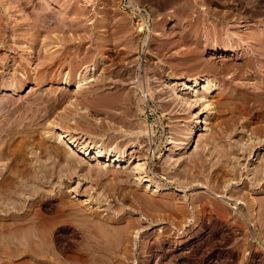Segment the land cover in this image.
Returning a JSON list of instances; mask_svg holds the SVG:
<instances>
[{
    "label": "rangeland",
    "instance_id": "1",
    "mask_svg": "<svg viewBox=\"0 0 264 264\" xmlns=\"http://www.w3.org/2000/svg\"><path fill=\"white\" fill-rule=\"evenodd\" d=\"M133 1L146 6L152 17V33H150L148 49L144 50V55L139 56V59L136 56L138 38L128 16L118 7V0H91L89 2L87 0H35L37 4L35 3L29 10L34 14L41 13L44 17L36 21V25L34 24L33 29L30 30L32 32L29 31L31 28H27L29 33H34L35 37H33L35 43L31 55L27 54L23 48L25 44L22 43L25 42H19L20 44L17 46L14 44V40L20 41L18 37L25 32L24 30V32L21 31L20 36L18 33V36L16 35L18 31H13L17 37L15 38L10 28L5 32L2 30L4 29L3 23L0 25V37L3 38H0V64L4 66L0 71V102L3 103L0 108V131H2L0 139H3L0 140V150L4 153L3 160L0 157L2 160H0V183H3L4 179L13 177L12 174L16 173L15 170H24L20 167H25L21 163L23 156L27 160L26 164L29 165L25 168H28V172L31 171V174L34 173L40 179V181L38 179L35 181V178H31L32 175L29 177L30 174L27 177L25 175L24 179L16 173L15 176L18 175L16 180L18 181L19 178L21 180L18 181V184L23 182L25 188L20 187V184H16L17 181L14 180L13 187L16 185V189L12 188V192L14 191V194L17 193V195L13 194V196L9 193L0 195V198L2 196L4 200L5 197L12 196L15 200V203H10L7 200H12V198H6L8 213L0 217V264H58L59 262H63V264H264V205L263 213L261 211L257 213L258 210H256L257 214L255 213L256 215L253 216L242 205H237L238 211L230 209V207H235L234 203L237 201L234 196L239 199L243 198L239 193L246 192L244 184L246 180L239 181L237 187L231 186L233 191L229 187L231 193L229 190H227L229 193L224 192L221 203L219 199L207 197L210 199L208 200L205 198L206 189L204 188L213 189L214 192L218 191L217 196H220L223 189L219 187L222 189L219 191L218 188H211L212 184L209 185L206 179L204 181L202 178V180L196 179L201 183L196 186L193 176L195 173L198 174L197 170L193 171L192 168L190 170V166L195 165L193 161L197 156L195 154L200 151L202 146L208 149H205L207 152L204 150L205 154L203 153L207 158L204 157L206 166L211 165L216 168L219 166H216L218 161L216 154L225 148L220 149V147L227 146L230 137L232 139L230 142L235 145L238 143V146H240L239 143H242L247 148L262 134L264 117H257L260 108L257 106L256 110H252L253 100L251 99L253 98L252 93L256 91L255 94L259 97L256 95L257 99L256 97L255 99L258 100V103H262L264 91L256 90L253 71H251L253 75L246 74L244 69L247 63L246 59L251 56L253 51L264 49L263 46L260 47V43H263L264 40H261L264 38L262 37L264 35V0H258V2L255 0ZM226 5H229L233 10H229L228 13L225 9ZM156 33L160 35L156 36ZM253 35L261 36L259 43L253 41L255 38ZM235 38L237 44L233 40ZM2 40L5 41V45L2 44ZM212 44L217 45L218 48L239 45L235 46L236 49L232 46L233 53L223 54L210 51L209 47ZM45 49L52 51V54ZM44 56H49L51 60ZM22 59L30 60L33 72L29 71V76L27 75L29 79L20 84L14 68L18 64L24 68L25 61ZM45 59L48 61L45 62ZM50 61H53L54 66H51ZM248 64L254 65L251 66L252 68L263 65L262 61L248 62ZM257 64L259 65L257 66ZM86 66L87 69L95 68V72H91L88 76V79L91 77L93 81H85L87 84L83 85L78 95L73 92L74 87L69 90L62 89L60 76L62 79L63 74L68 72L73 76V80ZM242 68L244 71L241 70ZM168 75L180 78L185 84L188 83V80L200 76L207 77L209 82L212 80L213 84H216L215 96L213 99L211 98L212 100L207 98L210 101L212 114L206 113L208 117L206 126L202 123L206 116L205 113L199 114L198 123H195L194 117L202 107L197 104V107L189 110L181 100L176 99L177 94H182L187 85L185 87L178 86L180 82H175V84H171L172 87L165 88ZM51 80L56 84L50 86ZM14 85L20 88H18V92L16 91V95L12 96L10 91ZM202 86L204 88V84H201ZM261 92L263 93L261 94ZM243 97H249L250 100L249 98L243 99ZM241 100L246 103L250 101V103L244 104ZM232 120L234 122L238 120L234 130L237 129V133L241 134L230 133V128L234 123ZM245 126H248L250 131ZM187 127L190 129V136L187 142L189 144L185 146L180 141L183 140ZM60 132L70 135L75 140L85 141V144L118 152L123 155V162L120 163L119 168L116 166L106 168L104 165L95 163L77 164L69 152L62 150V147H58V145L56 146L49 138ZM263 136L261 135L259 138L262 139ZM247 149L245 152L241 149L238 153L239 157H242V159L240 157L241 163L244 162V164L248 162ZM33 154L38 158H35ZM193 155L195 157L191 159ZM190 159L191 161H189ZM263 159L264 143H261L254 159L249 164L254 162L255 165L251 164V166L254 167L256 164L259 166ZM176 160L178 161L174 165L177 166L175 165L172 172L180 171L179 173L184 174L187 169L186 175L182 174V177H187L182 178L179 174L178 179L174 178L175 180L168 181L169 172L164 170H166L167 164ZM208 160L209 162H207ZM73 162L75 163L74 167L69 166L73 165ZM75 165L77 166L75 167ZM180 165L181 167H179ZM30 167L35 169L37 167V169L30 170ZM206 168L205 174L213 169L211 167V170H206ZM89 170L91 171L89 172ZM141 173L143 174L141 175ZM162 173L165 175L163 176ZM188 175L191 176L188 177ZM137 176H148L149 183L152 185L155 183L154 186L159 185L165 190L156 192V194L153 189L146 190V187H149L148 183L136 181ZM17 187L20 190H17ZM27 189H30L29 192ZM19 192H24L25 195L23 196L22 193L23 197H21ZM32 193L35 194V197H32L34 196ZM237 194L242 197H238ZM19 196L21 200L17 198ZM29 196H31L30 199ZM250 196L249 198L252 199L255 197L258 200L259 198V201L264 199V194L256 195L251 192ZM197 199L201 200L198 202ZM211 199H213L212 202H209ZM19 201H24V205ZM163 202L167 207L171 204L169 209H166ZM172 202L179 204L177 206H180V209H176L177 206ZM212 203L213 205H211ZM8 204L18 206L11 208L12 205ZM223 207L228 209L225 210ZM180 210L184 211V214ZM12 214L15 216L17 214V218ZM21 215H23L22 218ZM23 217L26 219L23 221L25 225L20 220L24 219ZM18 219L19 221H17ZM20 222L22 229L27 226L26 223L30 224L27 227L30 232L33 231V234L36 231L33 230L35 227L33 229L30 227L38 225L37 227L41 229L43 226L41 230L47 238V240L45 239L47 242L42 243L45 246L37 240L39 235H43L41 230L36 231L39 234L32 235L39 243L36 240L32 241V236H30L32 239L29 237V241L27 240L29 243L26 242L27 238L25 239V237H23L25 240L21 238V242L17 243L19 246L16 241L13 243L14 236L18 233L16 232L17 228L19 231L20 225L18 226V224ZM85 222L98 224L96 225L97 231L102 228L99 225L106 228L107 231L108 228L123 230L125 225L126 227L138 225L133 230L131 229L133 232H128V239L124 235L130 243L123 240L125 237H120L123 236L122 233L115 230V233L108 231L106 234L103 229L102 231L108 236V239L112 240H109L112 243H109L111 246L108 245L110 249L105 248V245L104 248L102 246L101 248V243L100 245L96 244L97 247L93 244V247L90 246L91 253L88 243L83 246L82 243L85 244V242L82 240L81 233L85 232L82 227L85 229L91 227L90 229H92V225L95 226V224H85ZM129 223H134V225ZM56 225L58 226L56 227ZM27 227H25L26 230ZM48 227H50L53 237L48 234L50 231ZM75 230H79L80 234ZM30 232H27L28 234L20 232V234L28 236ZM73 232L77 236L72 235ZM94 232L97 236L101 235L99 231V235L96 231ZM86 233L82 235H87ZM104 233L102 236H105ZM111 233L113 237L110 236ZM9 234L10 237L14 234L13 240H10L9 237L8 241ZM2 236L3 238H1ZM54 236L58 237V239L56 238L58 245L54 252L62 249V253L59 251L55 253V256L59 257L58 263L53 261L56 259L54 255V258L51 257L53 254L51 246L49 244L47 246V243L55 238ZM75 238L77 243L81 239V241L79 240L80 246H77V243L74 246ZM3 239H5L4 242ZM59 239L60 242H58ZM65 241L66 243H64ZM67 241H71L73 247ZM67 243L68 246L70 245L69 247H66ZM75 249H80V251L77 250L79 253ZM103 249L109 254L98 253V250L104 251ZM84 250H88V254ZM81 251L87 254V257L84 253L81 254ZM75 253L84 258L80 257L79 259ZM93 253H96L95 256L93 255L94 257H92Z\"/></svg>",
    "mask_w": 264,
    "mask_h": 264
},
{
    "label": "bare ground",
    "instance_id": "2",
    "mask_svg": "<svg viewBox=\"0 0 264 264\" xmlns=\"http://www.w3.org/2000/svg\"><path fill=\"white\" fill-rule=\"evenodd\" d=\"M42 1V0H41ZM89 1H91V0H87V2H89ZM255 2H258V0H255ZM36 2H35V0H0V25H2V23H3V25L4 26H2L4 29H2V30H5V32L10 28V30L12 31V35H14V32L13 31H18V32H16V35H17V33H18V35L21 33V31L22 32H24L20 37H18L19 39H20V41H17V40H14L15 41V43H14V41H13V43L17 46L18 44H20L19 42H25V43H22V44H25L24 45V49L27 51V54H29V55H31L32 54V47H33V45H34V40H33V35H34V33L33 34H31V33H29V31L30 30H32L33 29V25L35 24V23H37L36 21L38 20V19H42L43 17H44V15H42L41 13L40 14H38V13H31V11L29 10L30 8H32L33 7V5L35 4ZM37 4V3H36ZM44 4V3H43ZM41 5V4H40ZM27 6H28V10H27ZM38 6V5H37ZM49 6V5H48ZM258 7V6H257ZM42 8V7H41ZM225 9L227 10V12L229 11V10H231L232 8L231 7H229V5H226V7H225ZM233 10V9H232ZM256 10H257V8H256ZM30 11V12H29ZM244 12V11H243ZM229 13V12H228ZM230 13H231V11H230ZM249 13V12H248ZM233 14V13H232ZM243 14V13H242ZM33 17V18H32ZM42 17V18H41ZM47 17V16H46ZM49 17V16H48ZM229 17V16H228ZM67 18V17H66ZM47 19V18H46ZM41 22H44V21H41ZM36 25V24H35ZM25 27H26V29H25ZM29 28H31V29H29V31H28V29ZM131 28V27H130ZM136 29V28H135ZM134 29V31H135V34H136V37L137 36H139L140 34H139V31H137V30H139V29H136L135 30ZM24 30V31H23ZM47 30V29H46ZM44 31V30H43ZM4 32V31H3ZM3 32H1V33H3ZM30 32H32V31H30ZM152 33V32H151ZM45 34V33H44ZM17 35V36H18ZM46 35V34H45ZM150 35V34H149ZM160 34H158V33H156V36H159ZM261 35V34H260ZM263 35V34H262ZM261 35V36H262ZM15 36V35H14ZM152 36V35H151ZM261 36H259L260 38H261ZM13 37V36H12ZM147 37V36H146ZM146 37H144L142 40H140V37L137 39V48H136V54H138V50H141V55L143 54L144 55V53H143V50H144V47H146L147 49H148V41H149V38H147L146 39ZM238 37V36H237ZM251 37H252V35H251ZM250 37V38H251ZM253 37H255L254 35H253ZM259 37H255V38H253V41H258V43L260 42V38ZM262 37H264V35L262 36ZM1 38V37H0ZM15 38H17L16 36H15ZM35 38V37H34ZM57 38V37H56ZM241 38V37H240ZM1 39H3V38H1ZM18 39V40H19ZM23 39V40H22ZM115 39V38H114ZM262 39H264V38H261V40ZM233 40H235L234 42H236V44H237V40H236V38L235 39H233ZM241 40V39H240ZM252 40V39H251ZM76 41V40H75ZM38 42V41H37ZM46 42V41H45ZM233 42V43H234ZM240 42V41H239ZM5 43V41L4 40H2V44H4ZM8 44V43H7ZM230 44V43H229ZM261 44V45H260ZM259 45H260V47L262 48V46L264 47V40H263V43H260ZM5 45V44H4ZM43 45H44V41H43ZM235 45V44H234ZM239 45V44H238ZM237 45V46H238ZM233 46V45H232ZM223 46V47H219L218 48V46L217 45H214V44H212V46L211 47H209L210 48V51H214V52H220V53H223V54H228V53H233L234 52V48L233 47H235V46ZM236 46V47H237ZM236 47H235V49H236ZM47 49V48H46ZM45 49V50H46ZM50 50V49H49ZM44 51V50H43ZM47 51V50H46ZM45 51V52H46ZM44 52V53H45ZM47 52H49V53H51L52 54V51L50 52V51H47ZM46 52V53H47ZM48 53V54H49ZM242 53V52H241ZM51 54H49L50 56H51ZM219 54V53H218ZM246 54V53H245ZM6 55V54H5ZM46 55V54H45ZM47 56V55H46ZM46 56H44V58L46 57ZM137 56V55H136ZM242 56H243V54H242ZM21 58V57H20ZM23 58V57H22ZM48 60L50 59L51 60V58H52V56H51V58H49V56L48 57H46ZM53 59V58H52ZM137 59H139V57H137ZM260 59V60H259ZM19 60V59H18ZM23 60V59H22ZM48 60H46L45 59V62L46 61H48ZM23 61H25L24 63H23V65H24V68L23 67H20V66H22V65H20V64H18L15 68H14V72L16 73V76L17 77H19V83L21 84V83H23L24 82V80H27V79H29L28 77H27V75L29 76V74H28V72L29 71H32V67H31V65H30V60L29 61H27V59H25V60H23ZM246 61H247V63L245 64V69L244 68H242L241 70H245L246 71V74L247 73H249V74H251V71H253V74H254V79L256 80V84H255V86H256V90L258 89V90H261V91H264V88H263V85H264V49H261V50H257V51H253V53L251 54V56L249 57V58H247L246 59ZM253 61H259V62H261L262 61V66H260L259 64H257V66L258 67H255V68H252L251 66H254V65H249L248 64V62L249 63H251V62H253ZM15 62V61H14ZM17 62V61H16ZM50 63H51V66L53 65V61L51 62L50 61ZM50 63L48 64L49 66H50ZM45 64V63H44ZM56 64V63H55ZM60 64V63H59ZM137 64V63H136ZM11 66V65H10ZM15 66V65H14ZM54 66V65H53ZM57 66H58V64H57ZM61 66V65H60ZM3 64H0V71H1V69H3ZM59 67V66H58ZM90 67V66H89ZM126 67V66H125ZM21 68H23V70H21ZM209 68V67H208ZM58 69V68H57ZM60 69H61V67H60ZM60 69H58V70H60ZM81 69V68H80ZM218 69V68H217ZM51 70V69H50ZM243 70V71H244ZM12 71H13V69H12ZM61 71V70H60ZM67 71H69V70H67ZM96 71H97V69H96ZM239 71V70H238ZM33 72V71H32ZM91 72H95V68H90V69H87V66H86V68H83L81 71H80V73L78 74V77H76V78H74L73 80H72V77L73 76H71V74L70 73H65V74H63L64 76H62V79H60L61 78V76H60V78H59V80H61L62 81V86H63V88L62 89H64V90H66V89H68L69 90V88H71V87H74V93H77L76 95H78V92L80 93V91L82 90V87H83V85L85 86V84H87L85 81H89V80H91V77H90V79H88V76H90V74H91ZM30 73V72H29ZM78 73V72H77ZM49 74V73H48ZM61 74V73H60ZM102 74V73H101ZM242 74V73H241ZM253 74H251V75H253ZM62 75V74H61ZM93 75V74H92ZM91 75V76H92ZM240 75V74H239ZM250 75V76H251ZM57 77V76H56ZM131 79V78H130ZM53 80H54V78H53ZM53 80H51V82L53 81ZM91 81H93V80H91ZM137 81V80H136ZM34 82H35V79H34ZM49 82L50 83V86H52L53 84H56V83H54V82ZM90 82V81H89ZM175 82H180L179 84H178V86H183V87H185L186 85H187V87H185V89L183 90V93L182 94H177V97H176V99H178V101L179 100H181V102L182 103H184L186 106V108L187 109H193V108H195V106L198 104V106L199 107H202V109H200L197 113H196V116L194 117L195 119H196V121H195V123L197 124L198 123V121H197V119H198V115L199 114H206L207 112H209L208 113V115H210V114H212V112L210 111L212 108H210L211 106H210V99L212 98L213 99V97L215 96V93H216V90H217V87H216V84H213V81L211 80L210 82H209V79L207 78V77H199V78H193L192 80L190 79V80H188L187 82L188 83H184L183 82V80H181L180 78H178V77H176V76H173V75H168V77H167V82H166V85H165V88L167 89L168 87H172L171 86V84L172 83H174L175 84ZM5 84V83H4ZM136 84H138V83H136ZM201 84H204V88H203V86L201 87ZM176 85H177V83H176ZM137 86V85H136ZM139 86V85H138ZM7 87V86H6ZM5 87V88H6ZM18 88H20V87H15V85H14V87H11V91H10V95H12V96H14V95H16V91L18 92ZM51 88H53V87H51ZM138 88V87H137ZM9 90V89H8ZM150 90V89H149ZM202 90V91H201ZM257 90V91H258ZM3 91V90H2ZM64 92V91H63ZM141 92H142V90H141ZM177 92H179V91H177ZM259 92V91H258ZM255 93H256V91H255ZM254 92L252 93V96H253V98L251 99V100H253L252 102H253V104L251 105V108H252V110L253 109H255L256 110V107L258 106L260 109H259V111L260 112H258V116L257 117H261V118H263L264 117V101L261 103V102H259L258 103V100H256L257 99V97H256V95L257 94H255ZM263 92H261V94H262ZM7 94V93H6ZM8 95H9V93H8ZM264 95V94H263ZM242 96V95H241ZM258 97H259V95H257ZM1 97V96H0ZM6 97V96H5ZM69 97V96H68ZM255 97H256V99H255ZM46 98V97H45ZM138 98V97H137ZM207 98H209V100H207ZM234 98V97H233ZM247 97H243V99H246ZM249 98V97H248ZM247 98V99H248ZM211 99V100H212ZM237 99V98H236ZM235 99V100H236ZM239 99H240V97H239ZM242 99V98H241ZM139 100V99H138ZM249 100H250V98H249ZM2 101V100H1ZM63 101V100H62ZM241 101H243V100H241ZM54 102V101H53ZM59 102H61V101H59ZM209 102V103H208ZM244 102V101H243ZM248 102V101H247ZM246 102H244V104H245ZM249 103H250V101H249ZM249 103H246V104H249ZM261 103V104H260ZM3 103H1L0 102V108H1V105H2ZM51 104V103H50ZM58 104H60V103H58ZM57 104V105H58ZM102 105V104H101ZM3 107V106H2ZM9 107V106H8ZM197 107V106H196ZM109 108V107H108ZM3 109V108H2ZM240 109V108H239ZM49 110V109H48ZM185 110V109H184ZM250 110V109H249ZM20 111V110H19ZM54 111V110H53ZM188 112V111H187ZM186 112V113H187ZM203 112V113H202ZM214 112H216V111H214ZM17 113V112H16ZM16 113H14V114H16ZM49 113V112H48ZM51 113V112H50ZM256 113V112H255ZM192 116V115H191ZM123 117V116H122ZM1 118V117H0ZM116 118V117H115ZM218 118V117H217ZM14 120V119H13ZM208 117H207V114H206V116H205V118H204V120H203V124L206 126L207 125V123H208ZM233 121V120H232ZM238 121V120H237ZM237 121L236 122H234L233 123V125L230 123V122H228V123H230L232 126H231V128H230V133L231 134H233V133H235L236 132V134L237 135H239V134H241V133H237V129L236 130H234L236 127H234V126H236L238 123H237ZM237 123V124H236ZM247 123V122H246ZM191 124V123H190ZM240 124V123H239ZM228 125V124H227ZM1 126V125H0ZM47 126V125H46ZM248 126H250V125H248ZM248 126H245V128H247L248 129ZM128 127V126H127ZM229 127H230V125H229ZM243 127V126H242ZM100 129V128H99ZM1 130V129H0ZM5 130V129H4ZM189 128L187 127V129H186V132H185V134H184V137H183V140H181L180 142L182 143V145H188L187 144V142H188V140H189ZM249 130V129H248ZM53 131V130H52ZM133 131V130H132ZM226 131V130H225ZM250 131V130H249ZM262 131V136L264 135V129L263 130H261ZM4 132H6V131H4ZM191 132V131H190ZM12 133V132H11ZM223 133V132H222ZM256 133V132H255ZM0 134H2V131H0ZM49 134V133H48ZM220 134V133H219ZM225 134V133H224ZM228 133H226L225 135H227ZM4 135V134H3ZM11 135V134H10ZM51 135V134H50ZM215 135V134H214ZM235 135V134H234ZM256 135V134H255ZM260 135V136H261ZM217 136V135H216ZM241 136V135H240ZM259 136V137H260ZM220 137H222V136H220ZM224 138H226V136H223ZM228 137V136H227ZM239 137V136H238ZM242 137V136H241ZM258 137V140L256 139V141L254 140V142H251V141H249V142H251L252 143V145H248V149L244 146V144L242 145V143L240 144L239 143V145L241 146H238V143H237V145H235L234 143H232V142H230V141H232V139H231V137H230V141H229V143L228 144H226L227 146H225L224 144H222V145H224L223 147H220V149L221 148H226L227 147V149H223V150H220L219 148V150H220V152H219V150H218V154H216V157L218 158V161L215 163L216 164V166H218V167H213V166H211V165H209L210 166V168H209V166H206V160H205V156H204V154L207 152L205 149H207V148H205V146H202L201 148H200V151H198V153H197V151H195L197 154H195V155H197L196 157L193 155L192 156V158L191 159H193L194 157H195V159H193V161H194V166H190V170H191V168L193 169V171L194 170H197V175H196V173L194 174V184L196 185V186H199V184H201L200 182H198V180H196V179H203L204 181H205V179H206V182L209 184V185H211V188L213 187V188H218L219 189V191L220 190H222L223 189V191H222V193H220V196H217V192H214L213 191V189H208L207 190V188H204V189H206V196H205V198H213V199H219V202H220V200L223 198V196H224V192H226L227 190H229V192L231 193V189L233 188H231V186H234V187H237L239 184V181H241V180H243V181H245V185H246V188L245 189H247L246 190V192L244 193V194H242V193H239V194H241L242 196H243V198H237V197H235L234 196V198H236V200L237 201H239L238 203H237V201L234 203V208H231L230 207V209H231V211L233 210V211H236L238 208V206L237 205H242V206H245V208H247L248 210H249V212H250V214L253 216L255 213H256V210H258L257 211V213L259 212L260 213V211L263 213V205H264V199L263 200H261V201H259V198H258V200L257 199H255V197L252 199V198H249V197H251L250 195H251V192L252 193H254V194H256V195H260V194H264V159L263 160H261V163L259 164V166H257V164H256V166H251V164H254V162H252L251 164H249L250 162H251V160H253L254 159V157H255V154H256V152H257V150H258V148H259V146L261 145V143H264V138H259ZM264 137V136H263ZM50 139H52L53 140V143L57 146L58 145V147L60 146V147H62V150H64V151H66V152H69L70 153V156L74 159V161L77 163V164H89V163H95V164H100V165H104V167H106V168H112V167H118L119 168V166H120V163H122L123 161H122V158H124L123 157V155H120V153L118 154V152H115V151H113V150H105L104 148H102V147H100V146H96V147H94V146H91L90 144L88 145V144H85V141H79V140H75L74 138H72V137H70V135H68V134H66V133H64V132H60V133H57L56 135L54 134V135H51V137H49ZM113 138V137H112ZM211 138V137H210ZM210 138H209V140H210ZM182 139V138H181ZM208 139V138H207ZM212 139V138H211ZM220 139V138H219ZM228 139V138H227ZM1 140V139H0ZM3 140V139H2ZM1 140V141H2ZM81 140V139H80ZM179 140V139H178ZM215 140V139H214ZM221 140V139H220ZM225 140V139H224ZM223 140V141H224ZM251 140V139H250ZM7 141V140H6ZM25 141V140H24ZM113 141H115V140H113ZM113 141H112V143H113ZM131 141V140H130ZM173 141V140H172ZM216 141V140H215ZM214 141V142H215ZM227 141V140H226ZM247 141V142H248ZM29 142V141H28ZM174 142V141H173ZM176 142V141H175ZM249 142H248V144H249ZM256 142V143H255ZM21 143V142H20ZM24 143V142H23ZM42 143V142H41ZM216 143V142H215ZM223 143V142H222ZM236 143V142H235ZM250 143V144H251ZM3 144V143H2ZM199 144V142L197 143V145ZM201 144V143H200ZM218 144V143H217ZM216 144V145H217ZM180 146H181V144H179ZM206 145V144H205ZM220 145V144H219ZM2 146V145H1ZM40 146V145H39ZM102 146V145H101ZM175 146V145H174ZM179 146V147H180ZM247 146V145H246ZM256 146H257V148H256ZM46 147H48V146H46ZM104 147V146H103ZM176 147V146H175ZM175 147H173V148H175ZM182 147V146H181ZM203 147H204V149H203ZM244 147H245V149H244ZM106 148V147H105ZM197 148V147H196ZM195 148V149H196ZM1 149V148H0ZM47 149V148H46ZM55 149V148H54ZM182 150H183V148H181ZM242 149V150H241ZM246 149L248 150L247 151V153L246 154H248V157H247V163L246 164H244V162L243 163H241L242 161H241V159H242V157H241V159H240V157H239V155L240 154H238L239 153V151L241 150V151H246ZM48 150V149H47ZM115 150V149H114ZM196 150H198V148L196 149ZM204 150L206 151L205 153H204ZM208 150V149H207ZM214 150V149H213ZM216 150V151H217ZM117 151V150H116ZM211 151H212V149H211ZM42 152H45V151H42ZM21 153V152H20ZM33 153V152H32ZM49 153V152H48ZM204 153V154H203ZM211 153V152H210ZM3 151H1L0 150V157H2V160H3ZM6 154V153H5ZM10 154V153H9ZM68 154V153H67ZM207 154H209V153H207ZM215 154V153H214ZM24 155V154H23ZM218 155V156H217ZM20 156H22V155H20ZM33 156H34V154H33ZM209 156V155H208ZM213 156V155H212ZM242 156H243V154H242ZM247 156V155H246ZM13 157V156H12ZM35 157V156H34ZM37 158H38V156H36ZM35 157V158H36ZM205 157V158H204ZM190 158V157H189ZM5 159V158H4ZM67 159H71V158H67ZM73 159H72V161H73ZM191 159L189 160V161H191ZM207 159V158H206ZM246 159V158H245ZM1 160V159H0ZM1 160V161H2ZM124 160V159H123ZM179 160V159H178ZM178 160H176V161H172L170 164H167L166 165V163L164 164V166L166 165V170H164V171H166V172H169V179L166 177V179H168V181H171V180H173L174 178H179V174L181 175V177H182V174L181 173H179V172H177V173H175L174 171L172 172V169L174 170L175 169V165H174V163H176ZM224 160H226L225 162L227 163V164H224L225 162H224ZM243 160H244V158H243ZM250 160V161H249ZM257 160V159H256ZM19 161H20V159H19ZM26 159L24 158V156H23V158H22V161H21V163H22V165H24L25 167H29V165H27L26 164ZM68 161H71V160H68ZM16 162V161H15ZM207 162H209V160L207 161ZM211 162V161H210ZM213 162H214V160H213ZM228 162H229V164L231 165V167H229L230 165L228 164ZM70 163V162H69ZM68 163V164H69ZM169 163V162H168ZM189 163H191V162H189ZM257 163V162H256ZM20 164V163H19ZM18 164V165H19ZM35 164V163H34ZM37 164V163H36ZM74 162H73V165H69V166H73L74 167ZM181 164H182V162H181ZM255 165V164H254ZM43 166V165H42ZM77 165H75V167H76ZM97 166V165H96ZM164 166H163V168H164ZM177 166V165H176ZM215 166V165H214ZM17 167V166H16ZM20 167H22V168H24V170H19V169H17V170H15L16 171V173L19 175V176H21V177H23L24 179L27 177V176H29V174H30V176L29 177H31V175H32V177L31 178H35V181L38 179L39 181H40V179L39 178H37L38 176H36L34 173H30V172H28V168L26 169L25 167H23V166H20ZM57 167V166H56ZM62 167V166H61ZM179 167H181V165L179 166ZM187 167H189V166H187ZM194 167V168H193ZM206 167H208V168H206ZM213 169H212V168ZM42 168V167H41ZM72 168V167H71ZM176 168H178V167H176ZM205 168H206V170H211V171H209L208 172V174H207V172H206V174H205ZM26 169V170H25ZM30 170L31 169H34V170H36L37 169V167H36V169L35 168H29ZM44 170H45V168H43ZM80 169V168H79ZM89 169H91V168H89ZM165 169V168H164ZM186 169V168H185ZM1 170V169H0ZM13 170V169H12ZM43 170V171H44ZM47 170V169H46ZM80 170H85V169H80ZM86 170H87V168H86ZM133 170V169H132ZM187 170V169H186ZM186 170H185V172H184V174L183 175H186ZM38 171H40V170H38ZM70 171V170H69ZM91 170H89V172H90ZM48 172V171H47ZM145 172V171H144ZM143 172V173H144ZM162 172H163V170H162ZM189 172V174H190V171H188ZM16 173H14V174H12V176L13 177H9V178H7V179H4L5 181H7V182H3V183H0V195H1V193H3V194H5V193H9V194H11V195H13L15 192L13 191L12 192V188L14 189H16V185L13 187V185H14V183H15V181H17L16 180V177L18 178V175L17 176H15V174ZM28 173V174H27ZM40 173V172H39ZM45 173V172H44ZM107 173V172H106ZM119 173V172H118ZM117 173V174H118ZM143 173H141V175L143 174ZM51 174V173H50ZM124 174V173H123ZM122 174V175H123ZM134 174V173H133ZM153 174V173H152ZM163 174V176L165 175L164 173H162ZM25 175H26V177H25ZM46 175V174H45ZM52 175V174H51ZM59 175V174H58ZM144 175H145V173H144ZM161 175V174H160ZM192 175H193V172H192ZM196 175V176H195ZM42 176V175H41ZM48 176V175H47ZM191 175H188V177H190ZM44 177V176H43ZM117 177V176H116ZM147 177L148 176H137L136 177V181H139V182H143V183H148L147 185H149V187L147 186H145L146 187V190H150L151 191V189H153V191H154V193L156 194V192L158 193V192H160V191H162V190H165V188L164 187H161V186H159V185H156V186H154L155 185V183H153L154 185H152V183H149V181L147 180ZM183 177H187V176H183ZM182 177V178H183ZM41 178V177H40ZM20 179V178H19ZM18 179V181H21V180H19ZM24 179H22V180H24ZM113 179V178H112ZM188 179V178H187ZM193 179V178H192ZM201 179V180H202ZM9 180V181H8ZM15 180V181H14ZM175 180V179H174ZM186 180V179H185ZM188 180H190V179H188ZM231 180H233L234 181V183H233V181H231ZM18 181L16 182V184H18ZM187 181V180H186ZM138 182V183H139ZM150 182H151V180H150ZM174 182V181H173ZM188 182V181H187ZM187 182H185L186 184H188ZM192 181H190V183H191ZM205 182V183H206ZM231 182V183H230ZM237 182V183H236ZM22 184H20V187H22V188H25V186L23 187V185H25V184H23V182H21ZM35 183V182H34ZM189 183V184H190ZM193 183V182H192ZM18 184V185H19ZM170 184V183H169ZM207 184V185H208ZM242 184H243V182H242ZM242 184H240V185H242ZM27 185V184H26ZM30 185V184H29ZM37 185V184H36ZM38 186V185H37ZM27 187H29V186H27ZM26 187V188H27ZM35 187V186H34ZM153 187V188H152ZM181 187V186H180ZM195 187V186H194ZM219 187H221L222 189H220ZM229 187L231 188V189H229ZM164 188V189H163ZM183 188H184V186H183ZM182 188V190H184ZM33 189V188H32ZM31 189V190H32ZM238 189V188H237ZM17 190H20V188L18 189V187H17ZM28 190V189H27ZM30 190V189H29ZM29 190H28V192H29ZM167 190V189H166ZM234 189H232V191H233ZM236 190V189H235ZM241 190H243V189H241ZM59 191V190H58ZM34 192V191H33ZM37 191H35L34 193H36ZM182 192V191H181ZM228 192V191H227ZM228 192V193H229ZM235 192V191H234ZM237 192V191H236ZM23 193V196L25 195L24 194V192H22ZM22 193L21 192H19L18 194H21L20 196L21 197H23L22 196ZM125 193V192H124ZM33 194V193H32ZM32 194H30L31 196H32ZM131 194V193H130ZM10 195V196H11ZM15 196L17 195V193L16 194H14ZM13 195V196H14ZM27 195V194H26ZM34 196H32V197H35V194H33ZM236 195V194H235ZM238 195V194H237ZM5 197V200H4V198H2V196H1V198H0V217L3 215V214H6V213H8V211H7V208H6V206H7V203H5V202H7V201H10V203L11 202H14L15 203V200L13 199L14 197ZM20 196L19 197H17V198H19V200H21V198H20ZM28 196V195H27ZM31 196H29L28 198L30 199L31 198ZM51 196V195H50ZM232 196H233V194H232ZM240 195H238V197H239ZM242 196H240V197H242ZM4 197V196H3ZM37 197V196H36ZM39 197V196H38ZM125 197V196H124ZM201 197V196H200ZM199 197V198H200ZM6 198H12V200H7L6 201ZM27 198V197H26ZM198 198V199H199ZM202 198V197H201ZM207 198V199H208ZM234 198H233V200H234ZM16 199V198H15ZM124 199V198H123ZM197 199V200H198ZM213 199H211V201H209V202H212V200ZM261 199V198H260ZM14 200V201H13ZM17 200V199H16ZM22 200H23V198H22ZM28 200V199H27ZM149 200V199H148ZM196 200V201H197ZM201 200V199H200ZM200 200H198V202L200 201ZM202 200H203V198H202ZM208 200H210V199H208ZM215 200V201H216ZM230 200V199H229ZM18 201V200H17ZM30 201V200H29ZM151 201V200H150ZM195 201V200H194ZM214 201V202H215ZM222 201L223 200H221V203H222ZM19 202H21V203H23L22 205H24V201H19ZM41 202V201H40ZM46 202V201H45ZM213 202V203H214ZM9 203V204H10ZM13 203V204H14ZM17 203V202H16ZM37 203H38V201H37ZM164 203V202H163ZM169 203V202H168ZM173 203V202H172ZM175 203V202H174ZM173 203V204H174ZM196 203V202H195ZM213 203L211 204V205H213ZM221 203H219L220 205H221ZM224 203V202H223ZM8 204V205H9ZM18 204V203H17ZM156 204H158V203H156ZM165 204V203H164ZM216 204H217V202L214 204L215 206H216ZM219 204H218V206H219ZM225 204V203H224ZM12 205V204H11ZM11 205H9V206H11ZM21 204H20V206H22ZM87 205V204H86ZM151 205H152V202H151ZM159 205V204H158ZM175 205L177 206V205H179V204H176L175 203ZM209 205V204H208ZM18 205H15V206H11V208H15V207H17ZM29 206V205H28ZM35 206V205H34ZM45 206H46V204H45ZM153 206V205H152ZM165 206L167 207V205L165 204ZM171 206V204L169 205V207ZM181 206H184V205H181ZM24 207V206H23ZM23 207H18V208H23ZM158 207V206H157ZM162 207H164V206H162ZM165 207V208H166ZM169 207H167L166 209H169ZM172 207H173V205H172ZM220 207V206H219ZM229 207V206H228ZM241 207V206H240ZM153 208V207H152ZM177 208H179L180 209V206L178 207H176V209ZM182 208H185V207H182ZM209 208V207H208ZM212 208V207H211ZM171 209H173V208H171ZM175 208H174V210H176ZM223 209H228V208H224L223 207ZM16 210V209H15ZM21 210V209H20ZM46 210V209H45ZM185 210V209H184ZM17 211V210H16ZM15 211V212H16ZM48 211H50V210H48ZM165 211V210H164ZM182 210H180V212H181ZM224 211V210H223ZM238 211V210H237ZM19 212V211H18ZM46 212V211H45ZM60 212V211H59ZM79 212V211H78ZM228 212V211H227ZM182 213L184 214V211H182ZM182 213H181V215H182ZM232 213V212H231ZM238 213H240V212H238ZM242 213V212H241ZM240 213V214H241ZM256 213V214H257ZM9 214H11V213H9ZM18 214V213H17ZM16 214V216H18ZM25 214V213H24ZM249 214V215H250ZM255 214V215H256ZM7 215V214H6ZM6 215H4V216H6ZM12 215H14V214H12ZM11 215V216H12ZM38 215V214H37ZM77 215V214H76ZM9 216V215H8ZM15 216V215H14ZM15 216V217H16ZM22 216L23 215H21V218H22ZM82 216V215H81ZM106 217H107V215H105ZM3 217V216H2ZM10 217V216H9ZM13 217V216H12ZM88 217V216H87ZM255 217V216H254ZM253 217V218H254ZM17 218V217H16ZM24 218V217H23ZM85 218V217H84ZM83 218V219H84ZM104 218V217H103ZM113 218V217H112ZM20 219V218H19ZM19 219L17 220V221H19ZM28 219V218H27ZM41 219V218H40ZM86 219V218H85ZM84 219V220H85ZM97 219V218H96ZM99 219V218H98ZM108 219H109V217H108ZM114 219V218H113ZM21 221H22V223H23V221L24 220H26L25 218L24 219H20ZM34 220V219H33ZM48 221V220H47ZM53 221V220H52ZM92 221V220H91ZM96 221V220H95ZM25 222H28V221H25ZM49 222H50V220H49ZM82 222V221H81ZM130 222V221H129ZM246 222V221H245ZM83 223V222H82ZM88 223H90V222H85V224H88ZM91 223H94V222H91ZM90 223V224H91ZM99 223V222H98ZM128 223V222H127ZM249 223V222H248ZM36 224V223H35ZM35 224H32V225H35ZM84 224V225H85ZM95 224V223H94ZM100 224V223H99ZM129 224H133L134 225V223H129ZM136 224V223H135ZM20 225V228H19V231H18V228H17V230H16V232H18L17 233V235H16V233H14L16 236H14V240H13V235H11V237H10V234H9V236H7V239L9 238L10 240H13V243H14V241H16V244L18 243V242H21V240L22 239H24L23 237H25V239H26V242H28L29 241V237L30 236H34L35 234H37L41 229H42V227H41V229L39 228V227H37L38 225H35V226H32V227H30V229H33V227H35L33 230L35 231H37L38 230V232L36 233V231L34 232L35 234H33V231L31 230V232H30V230H29V227H27V226H29L30 224H27L26 223V225L27 226H25V227H27V230H26V228L24 227L23 229H22V226H21V222L18 224V226ZM23 225H25V223H23ZM83 225V224H82ZM92 225V224H91ZM96 225H98V224H95V226H93L92 225V229H90L91 227H89L88 229H85V228H83L82 227V229L85 231V232H83V231H80V232H83V233H86V232H88V233H86L87 235H82L83 233H81V236H83V238H82V240H83V242H85V244L84 243H82L83 244V246L85 245L86 246V243H88L89 244V247L91 246V247H93L94 245L97 247V245H100V243H101V245H100V247L102 246L103 248H104V245H105V248L106 247H108V245L109 246H111L110 244H112V243H110L109 242V240L110 239H108V236L107 235H105V233H104V231H106V234H107V232L108 231H111V232H113L114 231V233L117 231V232H119V233H122V235L123 236H120V237H127V235L130 233V232H133L132 230H133V228L135 227V226H137V225H134V227H131V225H128L127 227H126V225L124 226V229L122 230H120V229H116V228H112V229H114V230H112V229H110V228H108V226H106L107 228H108V231H107V229L105 228H103V226H101V225H99L100 227H102V228H100L101 230H99L98 229V231L100 232L99 234H101V235H99L98 234V231H97V229H96ZM13 226V225H12ZM39 226H40V224H39ZM58 225H56V227H57ZM90 226V225H89ZM98 226V227H99ZM109 226H112V225H110L109 224ZM14 227V226H13ZM36 227H37V229H36ZM50 227H52V226H50ZM50 227H48L47 229L48 230H50ZM55 227V226H54ZM54 227H52V228H54ZM62 227V226H61ZM71 227V226H70ZM85 227V226H84ZM88 227V226H87ZM86 227V228H87ZM94 227V228H93ZM245 227H247V225L245 224ZM249 227V226H248ZM11 228V227H10ZM39 228V229H38ZM51 228V229H52ZM64 228V227H63ZM62 228V229H63ZM123 228V227H122ZM137 228V227H136ZM61 229V230H62ZM66 230H67V227L65 228ZM94 229H96V230H94ZM104 229V231H102ZM132 229V230H131ZM5 230V229H4ZM47 230V231H48ZM64 230V229H63ZM87 230V231H86ZM116 230V231H115ZM130 230V231H129ZM139 230V229H138ZM6 231V230H5ZM12 231V230H11ZM51 231V230H50ZM50 231H48V234L49 235H51V233H52V231L50 232ZM56 232L58 231V230H55ZM75 231H77L78 233H79V230H75ZM94 231H96L97 232V234L99 235V236H97L96 234H95V232ZM20 232L21 233H25L26 232V234H28L27 232H30V234L27 236L26 234H23L22 236H21V234H20ZM43 231L41 230V234H43L42 236L41 235H39V238H38V235H36L37 236V240L38 241H40L41 242V244L42 243H44V242H47V241H45V239L47 240V238H45V235H44V233H42ZM59 232H60V230H59ZM101 232H103L104 233V235L105 236H102V234L103 233H101ZM129 232V233H128ZM138 232V231H137ZM7 233V232H6ZM9 233V232H8ZM7 233V234H8ZM46 233V232H45ZM68 233V232H67ZM69 233H72V232H69ZM74 234H72V235H76L77 236V234L75 233V232H73ZM119 233H116V234H119ZM20 234V235H19ZM39 234V233H38ZM47 234V235H48ZM80 234V233H79ZM137 234V233H136ZM135 234V235H136ZM26 235V236H25ZM49 235L47 236V237H49ZM57 235V234H56ZM60 235V234H59ZM65 235H67V234H65ZM109 235V234H108ZM112 235V233L110 234V236ZM121 235V234H120ZM125 235V236H124ZM251 235V234H250ZM4 236V235H3ZM3 236L1 237V238H3ZM18 236H19V238H18ZM32 236V241L33 240H36V238H34ZM41 236V237H40ZM63 236H64V233H63ZM80 236V235H79ZM78 236V237H79ZM252 236V235H251ZM254 236V235H253ZM51 237H53L52 235H51ZM55 237V236H54ZM112 237H113V235H112ZM126 237H125V239H123L124 241L126 240L127 241V239L129 238V236L127 237V239H126ZM12 238V239H11ZM22 238V239H21ZM56 238L58 239V237H55V238H52L51 240H50V242H49V240H48V242L49 243H47V246H51L50 247V249L52 248V250H53V254L51 255V257L54 255H56L55 253H58V251H59V249H58V251L57 252H54L55 250H56V245H58L57 244V240H56ZM60 238H61V236H60ZM80 238V237H79ZM111 238V237H110ZM9 239H8V241H9ZM24 239V240H25ZM40 239V240H39ZM49 239H50V237H49ZM73 239V241H74V238H72ZM76 239V238H75ZM121 239V238H120ZM254 240H255V238H253ZM20 240V241H19ZM28 240V241H27ZM36 240V242H38ZM80 241H81V239H79ZM78 240V242L80 243V241ZM251 240H252V238H251ZM5 241V239H3V242ZM61 240L59 239V241L58 242H60ZM110 241H112V240H110ZM121 241H122V239H121ZM31 242V241H30ZM35 242V243H36ZM63 242V241H62ZM68 242V241H67ZM127 242H129V240L127 241ZM23 243V242H22ZM29 243V242H28ZM39 243V242H38ZM64 243H66V241L64 242ZM69 244H71V246H72V243H71V241L70 242H68ZM68 243H67V246L66 247H69L68 246ZM76 243H77V239H76V242L75 243H73L74 244V246L76 245ZM79 243H77V246H80L79 245ZM99 243V244H98ZM110 243V244H109ZM130 243V242H129ZM8 244V243H7ZM9 244H10V242H9ZM16 244H14L15 246H16ZM20 244V243H19ZM49 244V245H48ZM90 244H92V245H90ZM94 244V245H93ZM97 244V245H96ZM43 245V244H42ZM64 245H66V244H64ZM17 246H19L18 244H17ZM16 246V247H17ZM41 246V245H40ZM43 246H45V245H43ZM46 246V247H47ZM61 246H62V244H61ZM65 247V249H67ZM73 247V246H72ZM91 247H90V250H91V253H92V249H91ZM96 247H94V248H96ZM100 247H98V249L100 250ZM101 247V248H102ZM49 248V247H48ZM57 248H59V247H57ZM74 248H76V247H74ZM80 248V247H79ZM87 248V247H86ZM60 249H61V247H60ZM81 249H82V247H81ZM108 250L110 249L109 247L107 248ZM106 249V250H107ZM52 250H50L51 251V253H52ZM63 250H64V247H63ZM69 250V249H68ZM68 250H66V251H68ZM76 250V249H75ZM77 250H79L80 251V249H77ZM77 250H76V252H77ZM88 250H89V248H88ZM88 250H84V252H87V254H88ZM97 250V249H96ZM98 250V253L99 252H105V255L108 253H106V251H105V249H103L104 251H99ZM62 251V249L59 251V252H61ZM73 251H74V249H73ZM79 251L77 252V253H79ZM94 251V250H93ZM127 251V250H126ZM64 252V251H63ZM68 252H70V251H68ZM82 253L81 254H83L84 252L83 251H81ZM97 252V251H96ZM62 253V252H61ZM60 253V254H61ZM77 253H75L77 256H78V254ZM50 254V253H49ZM60 254H58V255H60ZM87 254H85L84 253V255L86 256ZM96 254V253H95ZM95 254L93 253L92 254V257H94L95 256ZM109 254V253H108ZM107 254V255H108ZM111 254V253H110ZM57 255V256H58ZM72 255V254H71ZM76 255H75V257H76ZM94 255V256H93ZM102 255H104V254H102ZM54 256L52 257V258H54ZM61 256H63V255H61ZM74 256V255H73ZM81 257V256H80ZM80 257L78 256V258L80 259ZM87 257V256H86ZM89 257H90V253H89ZM55 258L56 259H58V260H56V259H52L54 262L55 261H57V263H58V261H59V257H56L55 256ZM82 258V257H81ZM84 258V257H83ZM82 258V259H83ZM61 261V260H60ZM56 263V262H55ZM61 262H59L58 264H60ZM52 264H54V263H52ZM61 264H63V262L61 263Z\"/></svg>",
    "mask_w": 264,
    "mask_h": 264
},
{
    "label": "built area",
    "instance_id": "3",
    "mask_svg": "<svg viewBox=\"0 0 264 264\" xmlns=\"http://www.w3.org/2000/svg\"><path fill=\"white\" fill-rule=\"evenodd\" d=\"M118 7L128 16L131 21L132 29H139L137 31H139L140 35L137 36V38L140 37V40H142L147 36L146 39H150L149 34L152 29V17L150 10L146 6L137 4L133 0H118ZM147 43L149 44V41ZM145 49L146 47H144V50ZM138 51L139 55L136 54L137 57L143 56V54L141 55V50Z\"/></svg>",
    "mask_w": 264,
    "mask_h": 264
}]
</instances>
